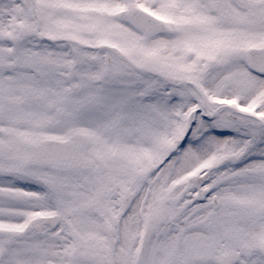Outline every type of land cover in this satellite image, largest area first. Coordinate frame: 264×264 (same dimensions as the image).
<instances>
[{
	"label": "snow or ice",
	"instance_id": "obj_1",
	"mask_svg": "<svg viewBox=\"0 0 264 264\" xmlns=\"http://www.w3.org/2000/svg\"><path fill=\"white\" fill-rule=\"evenodd\" d=\"M0 264H264V0H0Z\"/></svg>",
	"mask_w": 264,
	"mask_h": 264
}]
</instances>
